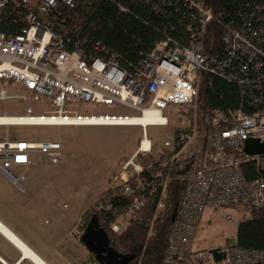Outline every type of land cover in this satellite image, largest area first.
<instances>
[{
    "label": "built area",
    "instance_id": "1",
    "mask_svg": "<svg viewBox=\"0 0 264 264\" xmlns=\"http://www.w3.org/2000/svg\"><path fill=\"white\" fill-rule=\"evenodd\" d=\"M19 1L0 0V20L5 7L9 3L18 5ZM26 1L38 4L41 14L51 13L60 4L75 6V0ZM158 4L162 9H179L177 13L183 14L189 43L179 44L170 38L158 42L134 72L122 69L115 58L96 57L87 61L80 46L72 45L60 33L42 25L34 13L28 14V27L20 35L0 32V100L16 98L5 89L9 82L33 97L49 101L52 112L50 115L4 114L0 118L11 121H0V127L138 126L147 139L148 127L169 124L165 114L168 109L190 108L197 118L202 72L244 87L250 92V114L242 109L231 114L219 110L212 113L210 128L204 134L205 145L196 151L197 166L183 194L164 264H264V252L239 249L235 237L215 247L222 256L219 261L211 253L212 249H195L192 240L196 226L208 209H219L224 214L230 207L245 202L247 218L252 217L254 209H264V181L249 182L242 169L244 164L259 163L264 158L244 152L247 140H264V27L255 30L251 24L241 27L231 23L222 41L224 53L207 59L204 37L205 29L214 21L212 8L204 0H160ZM260 13L264 14V8ZM262 20L264 15L259 21ZM82 102L120 104L140 115L105 116L82 112L71 115L72 107ZM147 111L159 113L165 120L147 125L112 121L145 117ZM96 119L106 121H94ZM195 124L191 136L194 144L201 134ZM142 144L143 141L126 164L130 169L129 178L142 172V167L135 162L137 154L151 151H141ZM165 146L172 144L167 142ZM36 155L47 157L51 165H58L63 156L62 144L18 140L9 133L0 137V173L22 192L25 176L17 175L13 169L30 167ZM126 194L131 196L132 191L127 189ZM143 206V202L136 200L134 209L137 211ZM231 217L228 215L227 219ZM124 227L125 224L116 223L112 230L119 233ZM0 264L8 263L0 257Z\"/></svg>",
    "mask_w": 264,
    "mask_h": 264
},
{
    "label": "trees",
    "instance_id": "2",
    "mask_svg": "<svg viewBox=\"0 0 264 264\" xmlns=\"http://www.w3.org/2000/svg\"><path fill=\"white\" fill-rule=\"evenodd\" d=\"M159 1L75 0L73 8L60 4L51 13L41 14L38 4L21 0L18 5L9 3L3 10L0 32L20 35L28 27V14L34 13L42 25L69 39L72 45L80 46L87 61L96 57L115 58L122 69L134 72L158 42L170 38L179 44L189 43L183 14L177 13L179 9L160 8ZM204 1L214 12V21L205 29L207 59L224 53L222 41L231 23L241 27L251 24L255 30L264 27V20L259 21L264 15L260 13L264 0ZM250 104V92L244 87L202 72L197 100V111L201 115L197 127L201 138L197 139L196 146L183 154L195 124V112L184 108L189 125L172 129L171 147L155 142L150 152L137 154L136 162L142 167L139 175L127 182L109 180L108 188L84 212L82 235L97 216L100 227L108 233L110 246L121 255L135 256L131 264H164L183 194L197 166L196 151L205 145L204 134L210 128L212 113L219 110L231 114L242 109L250 114ZM175 109L167 111L173 114ZM242 169L249 182L264 181V158L259 163H246ZM127 189L132 191L131 196L126 194ZM136 200L144 203L137 211L134 209ZM227 210L240 219L235 236L238 248L264 252V209H254L251 218L246 216L245 202ZM119 222H124L125 227L115 233L112 227ZM84 264L100 263L91 254Z\"/></svg>",
    "mask_w": 264,
    "mask_h": 264
},
{
    "label": "rangeland",
    "instance_id": "3",
    "mask_svg": "<svg viewBox=\"0 0 264 264\" xmlns=\"http://www.w3.org/2000/svg\"><path fill=\"white\" fill-rule=\"evenodd\" d=\"M5 87L9 91V95L16 96V98L0 100V116L4 114L20 116L27 112H31L33 115L52 114L49 101L33 97L13 84ZM72 108L74 111L70 113L71 115L81 112L105 116L140 115L139 112L120 104L106 106L82 102ZM183 109L176 108L173 114L170 111L166 112L169 119L167 126L148 127L149 141L151 143H172V129L189 125L185 120L187 116L184 115ZM200 118V114L195 118L194 113L193 121L196 122V126ZM198 129L200 128L198 127ZM193 130L192 127V134ZM7 133L18 140L59 141L62 144L63 156L60 163L51 165L47 157L36 155L30 168L25 171L26 181L23 184L32 190L29 193L35 192L36 187H39L41 195H45L46 201H56L53 216L68 218L66 224L77 228V236H80V239L84 212L95 204L101 193L108 188L109 180L113 179L115 183H119L130 179L128 176L130 169L126 168V164L139 151L141 142L145 140L143 129L138 126H12L8 129L0 127V137L4 138ZM141 138L143 139L138 144ZM200 138L201 136H199ZM191 140L192 138L189 140L190 144H187L189 147L184 151V155L196 146L194 139ZM13 172L20 175L24 171L15 168ZM228 215L232 216L231 219H227ZM58 221L59 219H57ZM119 223L125 224L124 222ZM239 223L240 219L229 211L221 214V212L208 209L198 224L199 226L194 230L192 238L194 248L207 250L226 244L228 240L236 236ZM82 248L84 249L83 246L80 249ZM80 249L76 247V249L70 250L73 253V259L71 258L73 264L88 262L90 252L85 250L84 254V250ZM9 251V244L0 236V255L7 258L5 254H8ZM43 252L51 264H72L65 257H58L57 252L54 254L44 247Z\"/></svg>",
    "mask_w": 264,
    "mask_h": 264
},
{
    "label": "crops",
    "instance_id": "4",
    "mask_svg": "<svg viewBox=\"0 0 264 264\" xmlns=\"http://www.w3.org/2000/svg\"><path fill=\"white\" fill-rule=\"evenodd\" d=\"M29 168L17 169H22L24 172L21 174L26 176L25 171ZM23 186L25 188L24 192L0 173V221L48 264L51 263L47 260L43 247L54 254L57 252L58 257H65L73 264V253L70 250H74L76 247L80 249L83 246L80 236H77V228L70 226L68 223L66 224L68 218L58 215L53 216L56 201H46V197L41 195L39 187H36L34 193H29L32 190L24 184ZM57 219H59L58 222ZM0 236L10 247L8 254H5L7 258L0 255L8 264H34L30 260H22L21 251L1 232ZM83 247L84 249L80 250H84L83 253L85 254L87 248Z\"/></svg>",
    "mask_w": 264,
    "mask_h": 264
},
{
    "label": "water",
    "instance_id": "5",
    "mask_svg": "<svg viewBox=\"0 0 264 264\" xmlns=\"http://www.w3.org/2000/svg\"><path fill=\"white\" fill-rule=\"evenodd\" d=\"M245 154L249 156L264 157V140L249 139L246 141ZM87 250L93 254L100 264H131L135 256H124L116 252L110 246L108 233L99 225L97 216H94L88 224L81 238ZM219 261L222 256L218 254V250H211ZM25 258L22 256V260Z\"/></svg>",
    "mask_w": 264,
    "mask_h": 264
},
{
    "label": "bare ground",
    "instance_id": "6",
    "mask_svg": "<svg viewBox=\"0 0 264 264\" xmlns=\"http://www.w3.org/2000/svg\"><path fill=\"white\" fill-rule=\"evenodd\" d=\"M225 36V35H224ZM60 120V119H59ZM165 120L164 117L160 116L159 113L153 111H147L145 117L133 118V119H114L113 122L117 123H127L132 122L136 124L147 125L150 123H162ZM1 122H8L10 123L9 118H0ZM16 121V120H14ZM58 121V120H56ZM62 121V120H60ZM94 121L103 122L106 121L105 119L100 120L96 119ZM151 149V142L149 139H145L143 141L141 151H149ZM0 232L12 243L14 244L22 253V256L32 261L34 264H48L42 257H40L35 251H33L24 241H22L15 233H13L4 223L0 221ZM213 248L212 250H214Z\"/></svg>",
    "mask_w": 264,
    "mask_h": 264
},
{
    "label": "flooded vegetation",
    "instance_id": "7",
    "mask_svg": "<svg viewBox=\"0 0 264 264\" xmlns=\"http://www.w3.org/2000/svg\"><path fill=\"white\" fill-rule=\"evenodd\" d=\"M91 254V253H90Z\"/></svg>",
    "mask_w": 264,
    "mask_h": 264
}]
</instances>
